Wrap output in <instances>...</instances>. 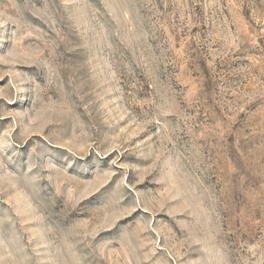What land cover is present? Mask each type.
Returning a JSON list of instances; mask_svg holds the SVG:
<instances>
[{
    "label": "rangeland",
    "instance_id": "374dc122",
    "mask_svg": "<svg viewBox=\"0 0 264 264\" xmlns=\"http://www.w3.org/2000/svg\"><path fill=\"white\" fill-rule=\"evenodd\" d=\"M0 264H264V0H0Z\"/></svg>",
    "mask_w": 264,
    "mask_h": 264
}]
</instances>
